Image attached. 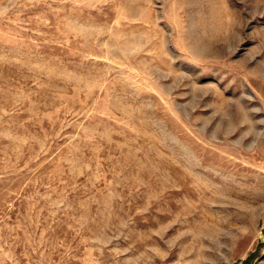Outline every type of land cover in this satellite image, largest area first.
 Masks as SVG:
<instances>
[{"label": "rangeland", "instance_id": "rangeland-1", "mask_svg": "<svg viewBox=\"0 0 264 264\" xmlns=\"http://www.w3.org/2000/svg\"><path fill=\"white\" fill-rule=\"evenodd\" d=\"M0 264H264V0H0Z\"/></svg>", "mask_w": 264, "mask_h": 264}, {"label": "bare ground", "instance_id": "bare-ground-1", "mask_svg": "<svg viewBox=\"0 0 264 264\" xmlns=\"http://www.w3.org/2000/svg\"><path fill=\"white\" fill-rule=\"evenodd\" d=\"M242 121H243V122H246V121H247V119H246V117H245L244 114L242 115ZM246 123H247V125L249 126V129H250V128H255V127L257 126V124H258V121L255 120V119H253V118L251 117V120H249V121L246 122Z\"/></svg>", "mask_w": 264, "mask_h": 264}]
</instances>
